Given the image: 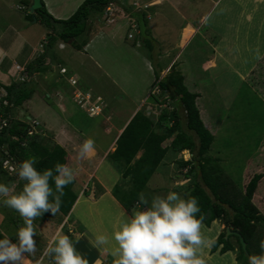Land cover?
I'll return each instance as SVG.
<instances>
[{
	"label": "rangeland",
	"instance_id": "1",
	"mask_svg": "<svg viewBox=\"0 0 264 264\" xmlns=\"http://www.w3.org/2000/svg\"><path fill=\"white\" fill-rule=\"evenodd\" d=\"M74 1H76V5L79 4V6L84 2V0H69V3ZM151 1L153 0H134V2L132 3L133 5L130 7L133 8V10L135 8L142 11H146L150 22L149 24L152 25L154 23V25L157 26V28L155 29V33L160 38H163L161 39L162 41L159 40L162 44L157 42V51H155L158 55L154 54L156 60L155 63L161 65V68H159L161 70V77L163 78L167 74H169L172 66L176 64V70L180 71V73L184 75L185 83L188 86L189 90L200 95L201 100L199 101L201 109H206L207 102L206 98L204 97L206 95L207 98H209L210 96V98L212 99H222L221 105L222 107H224V110H221L219 107L217 111L216 109L213 111L214 115L211 114L210 118L209 116H207V114L203 117V121L207 124V126L210 127V125L213 124V126L207 129L210 130L216 137L215 145L213 146L215 149H212L211 156L213 158L217 157L221 160L222 166L226 171L227 176L232 178L235 182L239 183L240 185L246 186L247 183H249L250 179L254 176V173H256L257 169L262 168L257 173H263L264 175V59L260 61L255 68L251 69V66L257 60V49L259 50V52L262 49L264 50V41L262 44H258V41L255 39L256 34L253 33L252 39L245 40V45L243 47L242 39L239 42L241 48H239L236 44V48L239 49V51H236V53L239 54V60L235 68L237 67L238 70V67H240V70H238L240 72H246L251 69L248 78L252 80L250 82L248 81L249 84H246L240 88L241 92L239 91L240 95L237 97V107H234L232 110L228 111V108H230V106L232 105V101L235 98L230 94L232 93V90H230L229 92L230 88L223 87L222 85H219V83L222 81V77L224 76V74L227 75V73L229 72V70L225 69L222 64L224 61V56L225 58L229 57V60L233 56V50H230V40L228 39V35L226 36L222 33L225 32L224 26L225 28L230 30L229 22L230 18L232 19L233 17L228 16V22L223 18L221 3L222 0H214L215 5L213 11H211L209 15L205 16L203 19H200V22L198 24L194 23V25L198 29V33L193 35L185 45H182V35H184L185 33H183L182 31V33L180 32L181 35L179 33V36H177V30L179 29L178 26H180L181 24L180 21H183L180 16L175 14L174 10L171 9L169 6L165 7L163 4V0H156L154 2L156 6L154 7L150 6L148 8L147 6L145 7L142 5L143 3H150ZM20 2L21 0H0V22L5 19H16L17 16H21V12L17 10V6L20 5ZM123 7L124 6L118 4H113L111 5V7H109L111 8V11H109L108 14H105L103 17L99 18L94 17L89 22L92 32L91 34L97 33L98 35V32L102 29V31L100 32L102 39H98L97 42L102 41V44L99 46V50L105 58L107 57L105 69H103L99 74H97V77H94L95 79L93 78V80L95 81L94 88L102 91L104 98L108 100L111 99L109 100L110 104L108 103L111 107V111L114 112V115L116 114V111L120 115L113 120L114 122L118 121L119 124H122L123 118L126 117L129 112L134 109L133 102L139 97L145 98V103L140 108V111H144L147 115L152 113L150 117L155 122H157L161 110L168 107L173 108L174 101L171 100L169 92L162 93L159 87H152L153 83L156 80L153 68V61L149 58V53L145 50V48L141 46V43L137 41L136 35L138 34V32L137 30H135L136 28H132L131 30L129 27V20L127 18L122 17V14H125ZM162 7H165L167 10L165 9V11L162 12ZM234 7L231 8L232 11ZM143 8L146 10H143ZM201 8L202 5H200V9ZM244 11L248 12L251 11V9L250 7H246V10ZM160 14L161 17L167 20L161 22L158 21V18L160 20ZM166 25L168 27H170L169 25H171L172 27L169 35H166L167 37L161 29V27ZM31 28L32 30H34L33 34L35 35V37H37L36 40L40 39L42 35H45L49 31V28H47L45 25H31ZM242 31L245 32V35H247L246 29H243ZM91 34L90 36H92ZM163 40L165 41L164 43ZM135 42H137L136 45L134 44ZM47 43L48 41L46 38L44 39L43 43L40 44L41 53L45 51V44ZM96 43L95 45H97ZM231 45V47H233L234 43L231 42ZM133 47L137 50L135 51L138 53V58L135 61L132 59L134 58L132 57V49H134ZM164 50L167 51V55L165 54L167 57L166 59L164 58L163 60H161L159 57L162 53L160 52ZM76 55L78 57L77 59H79L77 60V62L80 63V60L84 58L83 56H80V54ZM145 57H147L148 61ZM173 58H176V61H173L174 63H171V60ZM111 59H114V61H111ZM206 59L211 61L214 66L206 69L209 73L204 74L206 72L203 73L202 70L206 68ZM234 59L235 56H233L232 60L234 61ZM147 62H149V65H147ZM82 63L84 64V62ZM16 69L18 73H20V76L16 78V82L22 83L24 81H27L28 78L30 79V77L25 74L24 68L17 67ZM64 70L65 72H63L62 69L61 73L65 75L68 73V71L66 69ZM210 72H216V75L212 74L213 78L208 81V76H211ZM234 72L235 71L233 70L232 76L234 78H232V84L236 82L237 77L235 74L236 72ZM70 78L71 77H69L67 81L74 88V90L70 86L69 88H66L65 92L67 96L65 98H67V101L60 102H57L58 97L55 98L53 95H51L52 99L46 98L45 94L47 93V84L42 81L41 78H39L37 80L38 82H36L39 87L37 88V91H34L33 93V96H35L36 93L38 94V96L35 97L33 101L31 99L30 101L24 104L26 105L27 103L31 102V107H29L27 104L25 107L23 105L21 108L17 109L15 116H17V118L20 120H30L33 118L34 120H37L40 123V126L42 127V122L39 118L47 119V116L43 117V115L39 114H43L42 112L45 110V106H48L50 107L49 112H51V115L59 117L62 122H64L65 119V122L68 121L70 123L72 129H74V127L79 128V130H81L83 134L87 136L86 140L92 139L94 140V142H97L103 149H106L111 143V141L114 140L116 137V134H109L110 132L106 133V129L110 128L111 122L105 124V120L103 118H100L107 113V104H105L104 99L100 97L97 99L100 103H97V105L101 106V113L98 116H93L88 114L87 111L84 110L86 112L85 113L80 107L79 103L76 102V95L80 93L84 94L83 96H86L85 99H88L89 97L91 98V95L90 93H84L79 85L80 82L78 81V79L73 77V79L77 82V85L74 87L72 85V81H70ZM83 78L84 80H92V77L89 73H85ZM110 84L112 85L110 86ZM234 88L235 87H233V89ZM153 92L157 96V99L160 101L159 103L158 101L156 102L150 97ZM5 95V90L0 89V99L4 98ZM70 96H73V100ZM91 100L92 102L97 101L93 99ZM61 104L64 105L67 112L63 110L62 106H60ZM233 105L231 107H233ZM181 114L183 116V124L185 126L184 114L183 112ZM209 114L210 113L208 112V115ZM228 114H230V119H228ZM218 119L220 120V124H218ZM235 122L236 125H234ZM44 134L48 142L51 141L52 144H55L52 132L46 130ZM230 141L232 142L230 144L231 146L226 147L228 142ZM169 143L170 141L167 142V144ZM224 147H226V152L231 150L229 154L233 153L229 157L238 159L233 166H231L229 161L223 158L224 155L218 151V149L223 151ZM111 152L113 153V151ZM140 155L141 154L138 155V158L140 157ZM176 157L178 161L173 162L175 171L171 175L172 179L169 180L166 185V183H162L164 175H161V182H159V176L157 177V172V174L151 179L150 184L148 183L151 186L149 190H146V196L144 195L145 198L148 200V204L143 206L139 205L137 210H143L144 208L151 206V201L154 196L151 195L150 192L152 189L158 187H162L164 190L166 189V187H169V189H175L176 191L182 192L183 196L187 194V192H185V187H187L185 184L187 182L185 181L184 175L181 173L179 168H177V164L179 161L187 162L191 159L192 155L189 151H183ZM260 157H262V160ZM91 158L92 156L89 157V160H91ZM249 160H252L251 162L253 163V166L248 167L246 162ZM259 161L261 162L260 167H255L254 164H258ZM245 168L252 171L250 172L251 174H247L249 178L246 181L244 180ZM160 171L161 170H159V172ZM12 176L15 179H19L17 174H14ZM166 176L168 175L165 174V177ZM177 178L178 180H176ZM129 180L130 179H127L126 182H128ZM121 183H123L122 180ZM260 183V188L255 194L253 201L260 210L261 214L264 215V179H262ZM85 184L86 178L80 179L79 187ZM182 186L184 190H178L180 188L182 189ZM88 187H90V185ZM80 189L81 188H77V193H79ZM155 196L157 195L155 194ZM4 217L5 219L3 220L2 225H4L5 223H9L7 225L8 230L5 232L8 238L13 240L16 234L15 230L18 228V224L14 221L21 220L22 218L20 217L19 213L12 209H10V211L7 210ZM74 217H76L77 219L76 214L74 215ZM9 218L10 221H8ZM50 221L56 224L55 234L57 232H60L63 235L69 236L74 245L76 241H79V239L87 240L84 234V230L80 228V226H78L75 221H70L69 218H64L60 214H58V216H56ZM215 222L217 223H214V225H218V227L221 228L222 234L226 229V225L224 224L225 221L222 219V221L218 220ZM1 227L3 229V226ZM87 243L90 244L88 240ZM233 243L236 246V250L235 252H232V254L235 258H237V243L235 240H233ZM93 249L95 248L93 247ZM96 262L94 264H96ZM110 262L111 261L109 258H106V260L103 261V263L105 264H110ZM26 264L30 263L27 262ZM47 264H53V261L50 257H48Z\"/></svg>",
	"mask_w": 264,
	"mask_h": 264
},
{
	"label": "crops",
	"instance_id": "2",
	"mask_svg": "<svg viewBox=\"0 0 264 264\" xmlns=\"http://www.w3.org/2000/svg\"><path fill=\"white\" fill-rule=\"evenodd\" d=\"M155 1L156 0H153L150 3H143L142 5L145 7L147 6L148 8L150 6L154 7L156 6L154 4ZM43 2L45 3L48 12L55 19L58 20L69 19L81 6V5L79 6V4L76 5L75 3L76 1L69 3V0L68 1L43 0ZM133 2L134 0H118V5L124 6L123 9L125 11L124 12L125 14H122V17L126 18L125 17V15L127 14L126 12H128V14L131 17H135L136 13L144 12L142 10L135 8L133 10V8L130 7L133 5L132 4ZM163 2L165 7L169 6L171 9L174 10L175 14L180 16V18L183 20L180 21L181 24L180 26H178L179 29L177 30V36H179V33L180 32L182 33V31L183 33H185L184 35H182L183 36L182 45H185L193 35L198 33V29L196 28L194 23L198 24L200 22V19H203L205 16L209 15V13L213 11L215 5L214 0H163ZM221 3H222L223 18L227 20L228 16L233 17L232 19L230 18V22H229L230 30H228L224 26L225 32L222 33L226 36L228 35V39L230 40V50H233V56H235V59L233 61L232 60L233 56H232L231 59L229 60V57L225 58L224 56L223 59L224 61L222 64L225 69L229 70V72L227 73V75L224 74V76L222 77V81L219 83V85H222L223 87L230 88L229 92L230 90H232V93L230 94L234 96L235 99L232 101V105L234 103L233 107H231L232 106L231 105L230 108H228V111H230L234 107H237V101H238L237 97L240 95L239 93L240 88L246 84H249L248 81L250 82L252 80L248 78L249 72L251 71V69L255 68L260 61L264 59V58L257 59L254 62V64L251 66V69L246 72L238 71L240 70V67H238V70L237 67L235 68L239 60V54L236 53V51H239V49L236 48V44L238 45L239 48H241V45L239 44L241 39L243 41L242 47L245 45V40L252 39L253 33L256 34L255 39L258 41V44H262L264 41V0H222ZM29 4L30 7H28ZM31 5H32V0H21L20 5L17 6V10L21 12V16H17L16 19H5L2 20V22H0V83L3 85H10L11 83L16 82V78L20 76V73H18L16 69L17 67L24 68L25 74H27L26 72L27 66L38 60L45 52L44 51L43 53H41L40 44L43 43L44 39H46L50 33H52V31L49 29V31L45 35H42L40 39L36 40L37 37H35V35L33 34L34 30H32L31 25L43 26V24L38 21L36 23L33 22L31 23L27 21L26 19L27 9L28 8L30 9ZM200 5H202L201 9H200ZM246 6L250 7L251 11L248 12L244 11L246 10ZM165 7H162L163 8L162 12L165 11L166 9ZM232 7H234L233 11L231 10ZM143 10L146 9L143 8ZM161 14H160V20L158 18V21L160 22L166 21L167 19L165 20L163 17H161ZM169 26L170 27H168L167 25L161 27L162 31L165 33V36L167 34L169 35L170 33L172 27L171 25ZM149 27H151L150 29L152 31V36L154 37V39H156V42L161 43L159 40L163 38H160L155 33V29L157 28V26H155L153 23L152 25L149 24ZM243 29H246L247 35H245V32L242 31ZM101 31L102 29L98 32L99 33L98 35L97 33L91 34L92 36L90 37L89 44L85 47L83 51H78L75 48H73L71 45L59 40L45 59L44 66H46L47 69L43 72L34 73L29 79V86L34 91H37V88L39 86L36 84V82H38L37 80L41 78L42 81H44L47 84L46 85L47 93L45 94L47 99H52L51 95H53L55 98L58 97L57 102L67 101V98H65L67 96L65 89L69 88V86L73 88L67 80L69 77H74L78 79V81L80 82L79 85L82 91L84 93H90L91 99L97 100L98 98L101 97L104 99L105 104H107V108H108L107 113L100 118H103L105 120L104 121L105 124L111 122L110 128L106 129V133L110 132L109 134H114V135L116 134V137L114 140L111 141V143L108 145L106 149H103L97 142H95V152L92 155L91 160H89V157L84 159H81L79 157L80 147L84 143L87 137L85 134H83L81 130H79V128L74 127V129H72L68 121L65 122L64 119V122H62L59 117L55 115L54 116L51 115L50 114L51 112H49L50 107L48 106H45L44 108L45 110L42 112L43 114H39V115H43V117L47 116V119L46 118L44 119L39 118V119H41L42 128L44 129V131L49 130L50 132H52L53 140L55 141V144L60 145L66 150L68 154L66 165L71 167L76 173L73 190L77 194L78 199L71 211L70 216L64 218H69V219L71 218L73 221H75L78 224V226H80V228L84 230L85 237L90 243L88 245L89 246L91 245L92 247L91 246L90 247L92 249L94 247L93 243L97 235L108 236L110 240L109 244L101 245L99 247H94L99 254V258L96 261H100L101 264H105L103 263V261L106 260V258H109L111 261L110 264H114V260L116 258L112 256L111 249L115 247V243L114 241L111 240V235L113 231L119 226V224L128 217H130L131 214H129L126 211V209L113 196L112 192L114 187L122 180L121 171L123 170H118L117 168L114 167L113 162L109 158V155L110 153H112L111 151L113 152L115 151L116 142L118 138L123 133V131L130 123V121L133 119V117L140 111V108L145 103V98L139 97L134 102L132 101L134 109L130 111L126 117L123 118L122 124H119L118 121L116 122L113 121L116 117L120 115L117 113V111L115 115L114 112L111 111V107L109 105L110 104L109 100L111 99L108 100L104 98L102 91L94 88L95 81L93 80V78L94 77L96 78L97 74H99L103 69H105V64L107 61V57L105 58L104 55L99 50V46L102 44V41L97 42V40L102 37L100 34ZM164 42L165 41L163 40V43ZM231 42L234 43L233 47H231L232 46ZM95 43L97 45H95ZM132 50H133L132 57H134L132 59L135 61L138 58V53L136 52L137 50L135 48ZM224 51H225V46H224ZM160 53L162 54L159 58L161 60H163L164 58L166 59L167 51L164 50ZM76 54H80V56H83L84 58L80 60V63L77 62V60L79 59H77L78 57ZM259 54L261 57H264V50L263 49L260 50ZM145 58L147 60V57ZM175 59L176 58H173L171 60V63H174L176 61ZM111 61H114V59H111ZM82 62H84V64ZM148 63L149 62H147V65H149ZM160 66L161 65H159V68H161ZM205 66L206 68H204L202 71L203 73L206 72L204 74H207L209 72L206 69L211 68L214 65L211 61L206 59ZM37 67L39 66L36 65V68ZM62 69H66L68 73L65 75L62 74L61 73ZM233 70L236 72L234 73L237 76L236 82L234 84L231 83L232 78H234L232 76ZM85 73H89L93 81L90 79L84 80L83 76ZM212 74L216 75V72L211 73V76L208 74L209 75L208 81H210L213 78ZM83 83L85 84V86ZM112 84H110V86ZM233 87L235 88L233 89ZM37 96L38 94L36 93L35 96L32 97V101ZM70 97L73 100V96ZM204 97L206 98V102H207L205 109L207 112L201 109V105L199 101L201 100L200 96L197 100V104L201 113L202 120L203 117L206 116V114L207 116H209V118L211 114L214 115L213 111L215 109L217 111L219 107L221 110H224V107H222L221 105L222 99L219 98L212 99L210 98V96L209 98H207V95ZM30 103L31 102L27 103L29 107H31ZM26 105H24V107ZM60 106H62L63 110L66 111V108L64 107L63 104H61ZM208 112L210 113L209 115ZM229 115L230 114H228V119H230ZM217 121L218 124H220V120L218 119ZM234 125H236V122L234 123ZM205 126L207 128H210L211 126H213V124H211L210 127L207 126V124ZM231 143H232L231 141L228 142L226 147L231 146L230 145ZM226 147H224L223 150L224 152L221 151L220 149H218V151L221 152L224 155L223 158L228 160L230 165L233 166L238 159L229 157L233 153L229 154L231 150L226 152L225 151ZM180 153H176L172 150L168 152L166 158L163 160L162 164L159 166L157 170L158 174L157 172L154 174V176L156 174L157 177L159 176L158 177L159 182H161L160 177L162 178L163 175L164 177L162 183H166V185L167 182L172 179L171 175L175 171L173 162L178 161L176 156H178ZM252 160L246 162L248 167L253 166V163L251 162ZM180 162L181 161L178 162L177 168H179L181 173L184 175L185 181L188 183L189 180H187V178L185 177V174L187 173V169L183 170L179 164ZM260 164L261 162L259 161L258 164H254V166L260 167ZM261 169L262 168L257 169L254 175L258 174L257 172L260 171ZM159 170L161 171L159 172ZM250 172L252 171L246 168L244 169L245 181L249 178L247 174L248 173L251 174ZM165 174L168 175L166 176L168 179L165 177ZM83 178H86V184L79 187L80 179ZM176 180H178V178ZM21 182L23 181L19 179H15L13 178V176H6L4 173L0 172V184H5L10 189H12L13 194H19L22 191L20 189ZM149 184L146 190H149L151 186ZM89 185L90 187H88ZM77 188H81L79 193H77ZM101 189L104 191V193H101ZM146 190L144 191L143 195L146 194L145 193ZM178 190L182 191L184 189L180 188ZM169 192H176L180 195L182 199H184L182 192L176 191L175 189H169V187H166L165 190L162 187L152 189L150 194L153 195L154 197L155 194L157 196H166ZM3 199H4L3 197H0V233L8 237L5 231L8 230L7 225L9 223L8 224L5 223L4 225H2V222L5 219L4 215L6 214L7 210L10 211V209L4 206ZM58 214L62 215L61 213L58 212L50 218H45L42 216V217H37L36 218L37 220L33 221V225L36 230V237H34V239L36 240V252L35 254H26L24 264H26L27 262H29L30 264H38V262H41V264H47L48 257H43V252L47 246L49 239H51V237L55 235V229H56L55 228L56 224H54V222L50 220L58 216ZM75 214L77 215V219L76 217H74ZM8 221H10V218L8 219ZM14 222L18 224V228L15 230L16 232L15 238L13 240H11L10 238L9 239L10 241H14L13 243H17L18 242V238L16 236L17 231L20 227L24 226V221L23 219H21L18 221L15 220ZM214 223L217 222L214 221L211 224V227H208L207 225L203 224L201 231L207 239L215 241L216 239H218L222 231L221 228L218 227V225H214ZM1 226H3V229ZM220 249L215 253H212V248L204 249L203 258L205 259L206 264H233L234 256L232 252L221 254ZM41 257H43L42 261H41ZM235 262L236 264H238L236 258H235Z\"/></svg>",
	"mask_w": 264,
	"mask_h": 264
},
{
	"label": "trees",
	"instance_id": "3",
	"mask_svg": "<svg viewBox=\"0 0 264 264\" xmlns=\"http://www.w3.org/2000/svg\"><path fill=\"white\" fill-rule=\"evenodd\" d=\"M112 4H118V0H85L69 19L58 20L48 12L43 2V7L37 10L35 15L37 21L49 28L52 33L47 36L48 43L45 44L44 54L27 66L28 77L47 69L44 66L45 59L59 40L70 44L78 51H83L90 41V20L94 17H103ZM126 13L125 17L130 22V29L136 28L135 30L139 32L136 35L137 41L153 61L156 80L152 87H159L162 93L169 92L174 106L162 109L157 122L150 117L151 114L147 115L144 111H139L120 135L115 151L109 155L114 167L118 170L123 169V183L120 182L114 187L113 196L129 214H132L140 194L144 193L168 152L190 151L192 159L179 163L183 170L187 169L185 177L189 180L185 187L187 194L184 199L197 198L200 207L197 218L203 217V224L210 227L214 221L223 219L226 229L230 228L240 233L247 244L248 255L238 236L231 235L228 239L225 238L227 232L225 229L213 244L212 253L220 248L221 254L235 252L236 246L233 243L235 240L238 247L236 258L238 264H248L249 256L264 254L260 248V241L264 240V215L253 201L264 175L255 174L246 186L240 185L226 175L221 160L211 156L216 138L202 120L197 104L200 95L189 90L184 75L176 70V64L172 66L169 74L161 77V70L159 64L155 63L154 55L157 54L158 43L152 36L146 11L136 13L135 17ZM26 19L29 22L34 20V14H29V8ZM134 44L136 45L137 42ZM36 65L39 67L36 68ZM0 89L6 92L5 97L0 99V159L8 157V154L18 166L24 160L35 157L37 159L35 167L40 172L46 169L54 171L57 163L67 164L66 150L58 144L48 142L41 126L30 135L29 120H20L15 116V111L33 97L34 90L29 86V78L22 83L13 82L10 85L0 83ZM151 98L160 102L154 92ZM181 111L184 114L185 126ZM140 153L141 156L137 158ZM260 158L262 160V157ZM0 172L9 176L1 163ZM127 179L130 180L126 182ZM25 183L26 181L21 182V190ZM73 185L74 181L63 190L64 195L61 197L58 211L63 217L70 216L78 199ZM50 186L53 193L58 195L51 180ZM101 193H104L102 189ZM49 201L53 202V197H49ZM52 216L54 215L50 213L43 215L45 218ZM4 238L8 237L0 233V239ZM75 247L89 264H94L99 258L97 250L92 249L85 239L76 241Z\"/></svg>",
	"mask_w": 264,
	"mask_h": 264
},
{
	"label": "clouds",
	"instance_id": "4",
	"mask_svg": "<svg viewBox=\"0 0 264 264\" xmlns=\"http://www.w3.org/2000/svg\"><path fill=\"white\" fill-rule=\"evenodd\" d=\"M256 58H264L258 49ZM94 152V140L87 139L80 147L79 157L84 159ZM36 163L37 159L32 157L13 169L19 180L26 181L19 194H13L12 189L0 184L4 206L19 213L24 221V226L17 231V243H12L9 238L0 239V264H24L26 254H35L33 221L46 213L55 215L59 211L64 188L75 179L76 173L66 164L57 163L54 171L46 169L40 172L35 167ZM50 180L54 182L58 195L53 193ZM49 197H53V202ZM139 204H148L142 193L132 215L122 221L111 235L115 243L111 249L112 256L116 258L114 264H206L204 249L211 248L215 241L207 239L201 231L203 217L197 218L200 212L197 198L185 200L178 193L169 192L166 196H155L151 206L143 210H137ZM109 243L108 236L97 235L93 246ZM260 248L264 253V240L260 241ZM43 257H50L53 264H89L77 252L69 236L60 232L49 239ZM233 264H236L235 257ZM248 264H264V254L249 256Z\"/></svg>",
	"mask_w": 264,
	"mask_h": 264
},
{
	"label": "built area",
	"instance_id": "5",
	"mask_svg": "<svg viewBox=\"0 0 264 264\" xmlns=\"http://www.w3.org/2000/svg\"><path fill=\"white\" fill-rule=\"evenodd\" d=\"M107 11L109 13V11H111V8H108ZM63 72H65L64 69H63ZM70 81H72V85L73 86L77 85V82L74 79H70ZM80 94L76 95L77 101L76 100L75 101L78 102L80 107L83 110H86L88 114L93 115V116H98L101 113V106L97 105V103H100V102H98L99 100L94 101L95 102L94 103V102H92V100H91V98L89 96H88L89 97L88 99H85L86 96H83L84 94H81V95ZM5 104H7V103H5ZM29 123H30V126H31V129L29 130V134L33 135L36 132V129L38 127H40V123L37 120H34V119H30ZM4 125L6 126L7 124L5 123ZM7 156L8 157L0 159V163L2 165V168L9 175L12 176V175L16 174V171H13V169L16 168L17 166L13 162L12 158L9 157L8 154H7ZM5 162H7V163H5Z\"/></svg>",
	"mask_w": 264,
	"mask_h": 264
},
{
	"label": "water",
	"instance_id": "6",
	"mask_svg": "<svg viewBox=\"0 0 264 264\" xmlns=\"http://www.w3.org/2000/svg\"><path fill=\"white\" fill-rule=\"evenodd\" d=\"M42 7H43V0H32V5H31V8H30V13L31 14H34V20H33L34 23L37 22V18H36L35 12L37 10L41 9ZM226 230H227V232H226L225 238L228 239V237L231 236V235L238 236L240 238V242L242 244V247H243L244 251L248 255V253H247V244H246L244 238L241 236V234L238 233V232H236V231H232L230 228H227Z\"/></svg>",
	"mask_w": 264,
	"mask_h": 264
},
{
	"label": "bare ground",
	"instance_id": "7",
	"mask_svg": "<svg viewBox=\"0 0 264 264\" xmlns=\"http://www.w3.org/2000/svg\"><path fill=\"white\" fill-rule=\"evenodd\" d=\"M247 7V6H246ZM100 204V203H99Z\"/></svg>",
	"mask_w": 264,
	"mask_h": 264
}]
</instances>
